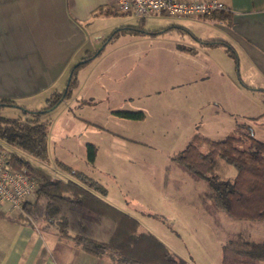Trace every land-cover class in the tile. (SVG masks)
Wrapping results in <instances>:
<instances>
[{
  "label": "rangeland",
  "instance_id": "1",
  "mask_svg": "<svg viewBox=\"0 0 264 264\" xmlns=\"http://www.w3.org/2000/svg\"><path fill=\"white\" fill-rule=\"evenodd\" d=\"M97 23L105 36L99 50L114 38L77 69L72 95L41 115L50 123L46 160L2 142L6 150L56 180L79 182V172L98 181L105 200L135 218L139 232L156 236L187 264H221L223 245L240 234L264 242V222L234 221L204 204L206 182L177 161L197 136L220 141L248 128L264 141V93L243 87L240 61L227 48L203 45L201 40L222 38L212 19L154 16L137 31L138 18L113 10ZM50 96L2 106L0 116L25 119L46 108ZM119 111L145 116L127 119ZM89 144L96 147L94 161ZM218 173L224 179L237 174L223 161ZM32 224L61 237L43 223Z\"/></svg>",
  "mask_w": 264,
  "mask_h": 264
},
{
  "label": "trees",
  "instance_id": "2",
  "mask_svg": "<svg viewBox=\"0 0 264 264\" xmlns=\"http://www.w3.org/2000/svg\"><path fill=\"white\" fill-rule=\"evenodd\" d=\"M218 17L225 20L229 15L220 13ZM142 25L140 21V27ZM226 48L231 53L227 45ZM79 67L73 72L65 98L70 97L78 85ZM63 94H56L48 100L46 108L29 113L31 115L25 119L0 116V147L5 148L4 142L46 160L50 123L41 121V115L59 105ZM12 105L16 103L0 101V108ZM117 114L133 120H142L145 116L143 112L119 111ZM241 145L245 147L240 148ZM203 146L206 151L202 150ZM9 153L12 166L31 171L38 183L35 199L23 203L24 215L18 216L19 221L30 225L43 223L57 230L61 237L72 240L82 251L98 258L108 257L114 264H187L156 236L139 232L135 218L105 200L107 190L98 181L79 172L75 173L79 182L56 180L26 158ZM95 156L96 147L89 144V160L94 161ZM177 161L194 178L206 182L208 190L203 195L204 204L211 202L234 221L264 222V141L256 139L251 129L242 128L220 141L197 136L179 154ZM221 161L236 170L233 179L220 177ZM263 261L264 242L250 241L240 234L223 245L221 264H259Z\"/></svg>",
  "mask_w": 264,
  "mask_h": 264
},
{
  "label": "crops",
  "instance_id": "3",
  "mask_svg": "<svg viewBox=\"0 0 264 264\" xmlns=\"http://www.w3.org/2000/svg\"><path fill=\"white\" fill-rule=\"evenodd\" d=\"M216 1L229 17H209L222 38L201 40L203 45H227L240 61L243 87L264 93V0ZM113 10L115 0H0V101H27L46 93L48 101L63 91L76 63L94 60L113 40L99 50L105 36L97 22ZM0 264L114 263L5 209L0 213Z\"/></svg>",
  "mask_w": 264,
  "mask_h": 264
},
{
  "label": "built area",
  "instance_id": "4",
  "mask_svg": "<svg viewBox=\"0 0 264 264\" xmlns=\"http://www.w3.org/2000/svg\"><path fill=\"white\" fill-rule=\"evenodd\" d=\"M115 4L118 14L133 15L140 20L154 16L205 18L227 10L216 0H115ZM37 190L34 174L14 168L9 151L0 147V213L5 207L21 210Z\"/></svg>",
  "mask_w": 264,
  "mask_h": 264
},
{
  "label": "water",
  "instance_id": "5",
  "mask_svg": "<svg viewBox=\"0 0 264 264\" xmlns=\"http://www.w3.org/2000/svg\"><path fill=\"white\" fill-rule=\"evenodd\" d=\"M89 60H90V59H87V60L81 61V62L78 63V64L74 67V69L71 71L70 76H69V79H68V83H67V86H66V88H65V90H64V94H63V97H62L61 101L64 100L65 95H66V93H67V91H68V89H69L70 82H71V80H72V76H73V72H74V70H75L77 67H79V66H81V65H83V64H85V63H88ZM12 106H14V105H12ZM55 107H56V106H55Z\"/></svg>",
  "mask_w": 264,
  "mask_h": 264
}]
</instances>
